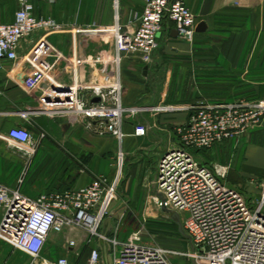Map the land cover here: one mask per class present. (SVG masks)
Returning <instances> with one entry per match:
<instances>
[{"label": "built area", "instance_id": "obj_1", "mask_svg": "<svg viewBox=\"0 0 264 264\" xmlns=\"http://www.w3.org/2000/svg\"><path fill=\"white\" fill-rule=\"evenodd\" d=\"M34 1L17 0L12 21L0 23V63H15L23 41L32 46L23 56L22 86L30 94L39 90L37 107L19 113L23 120L30 115L51 120L63 119L82 126L97 136H110L117 145L118 170L112 177L93 175L88 184L60 191L50 190L27 197L0 182V241L29 256L34 263L43 254L51 233L80 230L87 242H102L104 260L109 264H171L172 255L197 264H264V175L248 178L258 194L225 182L227 168L202 163L200 154L224 143L238 140L264 124V100L233 99L229 102L205 98L188 106H125L122 101V63L135 56L149 65L158 48V38L165 25L172 24L177 36L192 41L197 21L185 0H143L135 24L119 20V2L112 0V23L95 22L82 26H65L48 16L36 15ZM71 34L69 55L55 52L47 38L52 34ZM108 34L112 52L99 57L79 53L84 34ZM38 35L35 41L32 36ZM63 61L68 79L56 76L57 64ZM97 71L88 79L86 68ZM43 85V87H41ZM97 99V101H94ZM185 110L188 120L174 128L177 143L163 152L157 163L154 202L161 201L182 219V229L191 251H171L159 245L145 244L137 234L118 243L109 207L116 198L124 151L123 123L127 116L143 112ZM142 124L134 127L135 137L144 136ZM6 137L10 146L29 164L46 133L34 136L17 126ZM21 182V180H18ZM109 218V222L106 220ZM110 224V228L108 227ZM68 247L74 241L67 242ZM109 258V259H108ZM101 249L90 248L83 264H105ZM41 264H77L66 256Z\"/></svg>", "mask_w": 264, "mask_h": 264}, {"label": "crops", "instance_id": "obj_2", "mask_svg": "<svg viewBox=\"0 0 264 264\" xmlns=\"http://www.w3.org/2000/svg\"><path fill=\"white\" fill-rule=\"evenodd\" d=\"M71 1L54 0L52 3L34 1V12L36 15L42 16L52 14L51 18L65 26H82L95 22L91 20L81 22L78 18L79 23H75L74 16H78V14L71 10ZM110 1L112 2V0ZM1 2L2 0H0V17H2ZM111 2L110 20L106 21L107 18H104L98 24L110 25L112 23ZM118 2L120 23L131 24L130 26L135 24V16L141 13L143 0H131L132 3H122L121 0ZM185 2L192 10L197 23L202 21L206 24L205 31L196 33L190 42L178 37L173 31L172 24L168 23L159 35L158 48L149 65L143 64L135 56H126L122 63L121 75L122 101L125 106H188L196 99L187 103H164L165 93L167 95L169 90V81L180 72L189 82V95L193 93L194 89L202 94L200 87L194 85L197 80L231 79L230 73L235 75L232 79L237 81L262 78L264 74V0H185ZM225 13L239 17L243 24L241 28L231 31L229 35H221L217 32L220 26L215 25L214 20L215 16ZM12 16L9 21L0 23L11 22ZM197 34L205 36L198 37ZM37 38V34L32 36V41ZM47 41L53 51L69 55L71 34H52L47 38ZM31 46L32 42L29 40L23 41L18 50L17 62L0 63V178H29L28 180L33 183L32 188L35 190L32 194L37 195L49 188V182L45 178L62 177V180L57 181L58 188V186L66 184L68 186L69 182L68 180L66 182V179L69 177L89 176L93 170L86 165L84 168L80 163L76 164L79 161L77 157L87 154L90 162L91 157L94 162L101 160L102 155L114 151L115 141L110 136H97L82 126L69 124L63 119L51 120L45 116L33 115H30L28 120L20 118L19 113L37 107L39 95V90L30 94L21 83L24 74L23 56L27 54ZM112 46V40L108 34H84L80 37L79 53L85 57H99L111 53ZM86 71L88 79L96 78L98 75L97 71H92L88 67ZM56 76L61 81L68 79L67 68L63 61L57 64ZM159 81H162L161 84L158 83ZM233 91L239 93L242 89L233 87ZM169 98L168 95L165 102H170ZM187 120L188 113L185 110L143 112L135 116H127L123 123L125 138L122 148L124 154L128 157L135 155V152H151L155 155L159 152V156H161L165 150L174 147L177 143L174 128L184 124ZM137 124L145 126L144 136L135 137L133 135L134 127ZM17 126L29 130L34 136H37L40 130L46 133V138L29 159V164H26L27 160L10 146L6 137L7 131ZM55 129H60L61 135L52 136L51 133L57 131ZM263 143L259 142L258 145L261 146ZM162 148L164 151H161ZM65 152L70 154L67 158L70 166H67L66 160L62 157V153L65 154ZM90 162L88 166L92 165ZM243 169L246 170L245 166ZM257 171L254 176L264 175V168ZM242 176L244 175L242 174ZM90 180L91 178L89 182ZM0 182L4 183L5 181ZM71 182L72 180L69 184ZM73 185L77 186V183H73ZM27 194L29 195V191ZM1 216L0 213V221ZM69 240L74 241L73 247H68ZM48 242H52L55 246L54 257L50 255L51 247L47 244ZM184 242L188 244L186 251H191L189 241L185 240ZM47 243L40 259L34 263L26 254L14 250L11 246L0 241V263L41 264L43 261L52 262L59 255V257L66 256L72 263L83 264L90 248L94 247L101 249L104 260L102 242L92 239L88 243L86 234L80 230L65 232L62 235H50ZM179 250L185 251L183 245ZM184 260L190 259L185 258ZM108 261H105V264H109Z\"/></svg>", "mask_w": 264, "mask_h": 264}, {"label": "rangeland", "instance_id": "obj_3", "mask_svg": "<svg viewBox=\"0 0 264 264\" xmlns=\"http://www.w3.org/2000/svg\"><path fill=\"white\" fill-rule=\"evenodd\" d=\"M110 2V0H72L70 8L79 16L75 15L73 21L79 23L78 21L80 19L81 22L91 20L98 23L104 18H107L106 21H109L111 18ZM121 2L132 3L131 0H121ZM1 3L2 17H0V22L9 21L18 7L17 0H2ZM49 16L51 17L53 15L49 14ZM263 79L264 74L261 79H244V81L242 80L243 82L240 81L242 84L248 86L242 89L241 85L240 88L242 91L239 93L238 91L234 93L230 91L228 95L205 96L204 94H199L194 89L193 93H190L189 95V82L180 72L179 75L176 74L174 78L169 81V90L167 95L165 93L164 103H187L199 97L214 100H264ZM161 82L162 81H159L158 83L161 84ZM240 82L235 83L234 87H237ZM194 85L199 87L196 85V82ZM168 95L170 97V102H165ZM61 132L62 131L59 129L56 132L51 133V135H61ZM259 142H264V124L258 130L255 129L250 131L247 135L240 137L238 140L224 143L213 151L202 152L200 154V159L202 163L207 165L217 164L226 166L227 175L225 177V182L228 185L242 187L243 189L246 188V190L250 191V194L257 195V190L249 185L248 178L258 176H254L256 171L264 168V143L261 145V148V146L258 145ZM116 150L117 145L114 144V151L102 155L101 160L95 162L92 157L90 162L88 160L89 155L87 154L77 157L79 161H77L76 164L80 163L83 167L86 165L89 169L93 170L89 176L80 175L76 178L69 177L66 179V182L68 180L70 183L72 180L71 184L68 183V186L67 184L58 186V188L57 181L62 180V177L45 178L49 182V188L47 191H60L68 188L81 187L88 184L89 179L93 175L112 177L119 169L115 154ZM161 151H164L163 148ZM134 154L135 155L128 157L124 155L116 190V198L112 201L109 207V212L113 214V229L110 232L112 237L118 243H125L133 234H137L140 241L145 244L159 245L173 252L178 251L183 245L184 250H188V244L184 242L187 239L177 231V225L171 220V214H166L160 210L153 199L157 191L155 180L157 163L160 158L159 152L158 154L156 153V155L151 152H135ZM69 155L70 154H67V152H65V154L62 153V157L66 160L67 166H70L69 159H67ZM83 159H86L85 164L81 162ZM89 162L92 165L88 166ZM243 166H245L246 170L243 169ZM81 169L83 168L81 167ZM242 174L245 177L242 176ZM28 179L29 178L24 177H6L0 178V181H5L4 184L6 186L18 190L19 193L24 196L35 197L38 194H32L35 190L32 188L33 183H30ZM74 179L75 181H73ZM18 180H21V182ZM73 183H77V186H74ZM27 191H29V195L27 194ZM179 223L182 226V219L180 217ZM62 234L64 233H51V235ZM47 244L51 247V257H54L55 246L52 242H48ZM58 257L59 255L57 258ZM169 261L171 264H197L193 260H184L180 255H172L169 258Z\"/></svg>", "mask_w": 264, "mask_h": 264}, {"label": "trees", "instance_id": "obj_4", "mask_svg": "<svg viewBox=\"0 0 264 264\" xmlns=\"http://www.w3.org/2000/svg\"><path fill=\"white\" fill-rule=\"evenodd\" d=\"M215 20V25H219L220 28L217 30V32L221 33V35H229L231 31L241 28L243 26L242 20L239 19V17L231 16L222 14L214 17ZM239 22V23H238ZM206 35V33H204ZM204 34H197L198 37L200 36H205ZM231 74V79L226 78L225 80H197L196 85L200 87L202 90V94L205 96H213V95H228L230 91L232 92V89L234 87V84L240 81H237L236 79L233 80L232 77L235 75L233 73ZM243 82V81H241ZM240 82V84L236 88H240L242 85V89L247 87L248 85H244ZM237 92V91H235ZM234 93V91H233ZM200 98H205V97H199ZM207 99V98H205ZM208 100H214V99H208ZM214 101H224V102H229L232 100H214ZM83 164L86 163V159H83L81 161ZM178 231V230H177Z\"/></svg>", "mask_w": 264, "mask_h": 264}, {"label": "water", "instance_id": "obj_5", "mask_svg": "<svg viewBox=\"0 0 264 264\" xmlns=\"http://www.w3.org/2000/svg\"><path fill=\"white\" fill-rule=\"evenodd\" d=\"M205 29H206V24H205L204 22L201 21V22H198V23H197V25H196V27H195V32H196V33H202V32L205 31ZM94 101H97V99H95ZM159 199H160L161 204H162V206H161V210H162L164 213H166V214H171V220H172L173 222H175V224L177 225L178 232H179L181 235L185 236V234H184V232H183V229H182V226H181V224L179 223V216H178V214L175 213V212H172V211L168 210L167 208H165V207L163 206V202H164V201H163L162 196H159ZM106 222H109V218L106 220ZM108 227L110 228V224H108Z\"/></svg>", "mask_w": 264, "mask_h": 264}]
</instances>
